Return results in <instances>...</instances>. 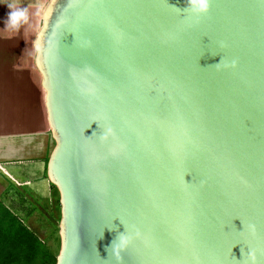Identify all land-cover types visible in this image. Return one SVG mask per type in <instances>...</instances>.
Returning a JSON list of instances; mask_svg holds the SVG:
<instances>
[{
  "label": "water",
  "instance_id": "95a60500",
  "mask_svg": "<svg viewBox=\"0 0 264 264\" xmlns=\"http://www.w3.org/2000/svg\"><path fill=\"white\" fill-rule=\"evenodd\" d=\"M185 7L42 8L54 264H117L120 234L133 240L119 264H264V0H212L198 19Z\"/></svg>",
  "mask_w": 264,
  "mask_h": 264
},
{
  "label": "crops",
  "instance_id": "0c3cea01",
  "mask_svg": "<svg viewBox=\"0 0 264 264\" xmlns=\"http://www.w3.org/2000/svg\"><path fill=\"white\" fill-rule=\"evenodd\" d=\"M7 2L0 3V196L28 191L46 203L51 195L46 165L54 142L40 76L26 53L32 51L33 41L4 28ZM26 2L15 0L31 13L23 27L32 25V0Z\"/></svg>",
  "mask_w": 264,
  "mask_h": 264
},
{
  "label": "rangeland",
  "instance_id": "374dc122",
  "mask_svg": "<svg viewBox=\"0 0 264 264\" xmlns=\"http://www.w3.org/2000/svg\"><path fill=\"white\" fill-rule=\"evenodd\" d=\"M24 1L27 3V0ZM47 2L48 0H32V25L23 27L24 25L27 26V21V23L20 26L17 33L25 35L26 38L33 41L40 25L41 10ZM28 13L30 12L27 11V14ZM19 50L17 49V51ZM29 52L26 50L27 56L31 59L32 66L34 67L35 51L32 48V51L29 50ZM36 190L41 191L39 189ZM50 190L51 195L46 203L38 201L34 195L28 191L24 193L22 191H17L10 196H6V194L1 195L0 203L9 213L16 217L23 227L36 236L43 246V249L48 254L56 257L59 250L58 224L60 219V208L56 189L50 185Z\"/></svg>",
  "mask_w": 264,
  "mask_h": 264
},
{
  "label": "trees",
  "instance_id": "16d2710c",
  "mask_svg": "<svg viewBox=\"0 0 264 264\" xmlns=\"http://www.w3.org/2000/svg\"><path fill=\"white\" fill-rule=\"evenodd\" d=\"M36 236L0 203V264H54Z\"/></svg>",
  "mask_w": 264,
  "mask_h": 264
},
{
  "label": "clouds",
  "instance_id": "9594fccd",
  "mask_svg": "<svg viewBox=\"0 0 264 264\" xmlns=\"http://www.w3.org/2000/svg\"><path fill=\"white\" fill-rule=\"evenodd\" d=\"M3 2L4 0H0V3ZM211 2L212 0H185L186 7L183 10L185 13L184 16L189 19H198L207 15L211 7ZM4 5L9 9L4 21L5 29L15 31L18 30L21 25L27 23L28 14L26 8L18 7L15 0H8ZM223 60L224 58L222 57L220 63L215 65H220ZM230 64L232 67H235V60L231 61ZM241 223L243 224L242 221ZM136 235H138V233ZM132 240L133 236L128 234H120L113 240L109 249L111 250L112 258L116 260L117 264H119L121 253L132 243ZM109 249H107V251ZM248 261L249 264H256V255L254 251H249Z\"/></svg>",
  "mask_w": 264,
  "mask_h": 264
},
{
  "label": "snow or ice",
  "instance_id": "6c2138e0",
  "mask_svg": "<svg viewBox=\"0 0 264 264\" xmlns=\"http://www.w3.org/2000/svg\"><path fill=\"white\" fill-rule=\"evenodd\" d=\"M244 233L252 234V227H251V226H249V227H245V229H244Z\"/></svg>",
  "mask_w": 264,
  "mask_h": 264
}]
</instances>
